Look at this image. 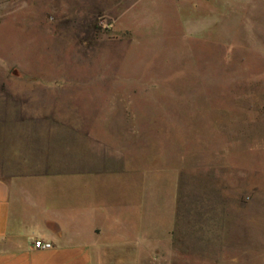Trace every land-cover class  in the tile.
I'll list each match as a JSON object with an SVG mask.
<instances>
[{
  "label": "rangeland",
  "instance_id": "obj_1",
  "mask_svg": "<svg viewBox=\"0 0 264 264\" xmlns=\"http://www.w3.org/2000/svg\"><path fill=\"white\" fill-rule=\"evenodd\" d=\"M3 100L151 204L133 264H264V0H0Z\"/></svg>",
  "mask_w": 264,
  "mask_h": 264
},
{
  "label": "crops",
  "instance_id": "obj_2",
  "mask_svg": "<svg viewBox=\"0 0 264 264\" xmlns=\"http://www.w3.org/2000/svg\"><path fill=\"white\" fill-rule=\"evenodd\" d=\"M18 115L20 118L13 119L10 103L6 107L3 100L0 264H133V247L129 245L134 240L125 236L124 229L139 227L145 215L156 221L158 218L151 216V204H145L141 197V203L135 206L131 196L113 207L102 202L107 190L101 194L91 181L100 177L107 182L109 177L120 181L116 162L91 150L90 141L82 154L67 144L57 155L56 141L70 140L59 131L70 130L59 129L65 125L58 119L53 126L45 125L41 109ZM110 185L105 182L106 188ZM138 193L141 195L140 189ZM36 239L52 245L35 247Z\"/></svg>",
  "mask_w": 264,
  "mask_h": 264
},
{
  "label": "built area",
  "instance_id": "obj_3",
  "mask_svg": "<svg viewBox=\"0 0 264 264\" xmlns=\"http://www.w3.org/2000/svg\"><path fill=\"white\" fill-rule=\"evenodd\" d=\"M52 244L48 241H42L40 239H36L34 241V246L39 248H47L50 247Z\"/></svg>",
  "mask_w": 264,
  "mask_h": 264
}]
</instances>
